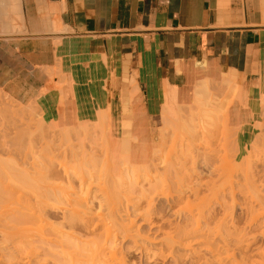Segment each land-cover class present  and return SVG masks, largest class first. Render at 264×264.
I'll return each instance as SVG.
<instances>
[{"label": "crops", "instance_id": "obj_1", "mask_svg": "<svg viewBox=\"0 0 264 264\" xmlns=\"http://www.w3.org/2000/svg\"><path fill=\"white\" fill-rule=\"evenodd\" d=\"M226 79L230 125H258L264 0H0V95L53 127L106 116L153 129L211 92L226 110ZM120 135L108 140L115 159Z\"/></svg>", "mask_w": 264, "mask_h": 264}, {"label": "rangeland", "instance_id": "obj_2", "mask_svg": "<svg viewBox=\"0 0 264 264\" xmlns=\"http://www.w3.org/2000/svg\"><path fill=\"white\" fill-rule=\"evenodd\" d=\"M224 86L227 87L226 88V101H227L226 102V104H227L226 110H219L218 92L216 94H215V92H211L210 94L207 93V95H200L199 97L196 98L195 103L193 105L194 110L190 109L188 111H184L185 113L182 111L171 112L166 117H164V118L162 117V119H160V122L158 123V125H160V126H154L153 129H150L149 127H147V128L141 127L140 128L138 126H134L133 120L131 121V124L129 126H122L120 128L112 127L108 123L106 116L100 117L101 121H100V123L98 122V125L96 124V126H95V124L90 125V124L75 123V124L70 125V126H55V127H53L51 125L46 124L43 121L42 114L39 113L38 111H36V110H25L22 107H20L19 105H17L16 103H14L13 101L9 100L5 95H0V129L2 128L4 131L3 132L2 129L0 130V139H1L0 143H2L0 145V195L2 196L4 194L2 198H5L4 197L5 194L6 195L8 194V196L12 195L11 198H13L14 192H12L11 190L16 191L17 189L20 188V191L17 190L16 191L17 194L16 193L15 194H16L17 200L20 201V204L22 203V205L24 206V209H26L25 211H23L24 210L23 206H21L19 204V202L15 200L20 205V206L19 205L15 206L17 210L19 209L18 207H20V214L17 213V215H16V213H14L15 215H12V214L7 213V215H5L3 212H1L4 214L5 217H3L4 219L3 220L1 219L2 221H0V232L2 234V235L0 234V264H25L26 261H23L24 257H25V255H24L25 253L19 252V248H22L23 245L21 246L20 244H18L17 239L19 237H20L19 239H23L24 236H26V237L28 236L30 238V234L33 235V236L31 235L32 241L29 239V241L31 243L30 245H32V243L34 244L35 248H33V249H35L37 251L36 258L38 260L35 258V259H33L32 263L29 261L30 262L29 264H41V262H38V261H42L43 259H47L45 256H43L44 251L41 250L42 248L40 249V247H41L40 245L42 243L41 244L38 243V240H40L39 236H41L40 233H42L44 235L43 238L47 239L45 241V239L43 240V238H42V240L44 241L43 242L44 245H47L49 243L47 246L55 245L56 242H58V241H62L64 243V246L65 245L71 246L72 243L74 245H77V246H79V245L81 246V244H82V246H84L85 244L83 245V243L91 241L93 239L91 237L77 236V235L74 236V234L71 232V230H69V231L67 230V229H69V227L68 228L66 227L67 224L65 225V223H66L65 219H62L65 217V215L68 216L70 214V211H71L70 206H67V202H74L75 201L74 199H77V197L80 198L82 201H84L90 209L91 208H92V210L94 209V211H92V212L95 215H97L99 213L102 216L108 217L111 214L110 208L114 207L116 209H120V210H118L119 211L118 217L120 216L118 218V223L119 224H128L130 221L134 220L135 226L131 230L132 232L134 231L133 232L134 235L138 234L143 239H145L147 237V240H144V241L141 240L142 238H140V241H137L139 243L136 244V246L133 245V243H132L133 241L131 242V240L121 241L122 239H116L115 241H113L112 245L110 246L111 248L109 250L110 251H116L117 253L120 251L122 253L121 256H123L125 259L124 260L125 264H205L206 262H207L206 264H216L215 263L216 258H214L213 256L211 257L210 253H208L209 252V250L207 249L208 247L205 248L204 246H201L203 244L204 240L201 241L200 238H198L200 240V241H198V240H196L197 238L196 239L194 238L195 241L198 242L197 244L191 238H188L190 242L188 241L187 238L183 239L185 241H183L182 239H181L182 241L180 240V238H183V236L185 234L182 232L183 231L186 232L185 220H188V218H189L188 215L193 214L194 216H196L199 213H202V211L200 209H202V210L205 209V210H203L204 217H206L205 215L207 212H209L211 214V215L208 214V216L210 215L209 216L210 218L209 217L208 218L211 219V221L207 217L206 218L208 219V221H205L207 219L203 220V218H201L202 221L204 222V224H206V223L209 224V226L206 227L207 233L205 231H203V233L204 232L205 233L204 234L202 233L204 235V236L202 235V237H204V238L208 237L207 240L209 239L208 242H210V240H211V242H210L211 245L212 244H219V246H222L221 242L222 243L225 242L226 245H228V246H225V245L222 246L223 247L222 251L224 252V256H225L226 250L228 251L229 249H231L228 251L229 254H232V252H233V257H230L229 258L230 260H226L225 264H242V263L249 264L250 262L253 263L254 261H257V260L259 261L260 260L259 258H261L259 256L260 255L262 256V253H263L262 249H264L263 248L264 247V234H263L264 233L263 232L264 231L263 230L264 224L262 225V222H264V219H263L264 218V210L260 209L261 210L260 211L258 205L256 206L255 201L258 202V199H256L258 194H255L254 192L251 193V188L249 190V187H251V186H249V184H247L245 180L248 177L247 178L248 182H249V180L252 183L255 181L256 183L254 182L255 183L254 186L257 187L255 189L256 193H259V191H260V193H259L260 195H258L259 198H264V111L262 112V115H261L262 120L260 121V123L258 125H255V126H231L230 120H229V118H230L229 108L231 107L234 100L238 97V94L236 92L237 91V89H236L237 85L235 83H232V84H227ZM177 112H178V114H177ZM188 114L189 115L191 114V115L188 116ZM192 116L194 119L192 118ZM188 117H189V119H188ZM193 120H194V122H193ZM163 121H165V122H163ZM166 121H167V123H166ZM186 121H188V122L186 123ZM29 122H30V124H29ZM220 122H221V124H220ZM10 123H12L11 125L13 127L10 126L12 129L9 127ZM20 123H22V124H20ZM37 123H39V125ZM178 123H180V124H178ZM181 123L183 126L181 125ZM2 124L4 127L2 126ZM27 124L32 126V128L27 126ZM33 124H35V125H33ZM22 125H24V126H22ZM25 125L27 126V128L23 129L25 127ZM42 125H43V127H42ZM20 126H21V128H20ZM36 126H38V127L41 126V127L37 128ZM17 128L21 129L22 131L17 130V131H19L18 133H17V131H15L16 132L15 133L16 136H15V135H13L14 134L13 129H17ZM161 128L164 130H162ZM9 129H11V130H9ZM33 129H35V130H33ZM71 129H72V131H71ZM119 129L122 132H117V130H119ZM184 129L185 130L187 129L186 132ZM23 130L26 132H23ZM27 130H28V133H27ZM91 130L92 131L94 130V134H93V132H91ZM34 131H36V133H34ZM70 131H71V133H70ZM21 133L23 134V137H22ZM78 133H80V134H78ZM113 133H116V134L120 133L121 134L117 138L118 144H119V147H118L119 148L118 149L119 158H117V159L114 158V155L112 154V150H111L109 143H108V140L111 138V135ZM187 133H188V135H187ZM8 134L10 135L11 139L16 138L17 139V140L15 139L16 141H18V139H20L21 143L24 141H26V142L21 144L20 141H18L17 142L18 144H16V141H13L14 139H12V141H11L10 138L7 139L8 140L7 141L6 138H8ZM11 135H13V136H11ZM17 135H20L23 139L20 136L18 138ZM27 135H29V136H27ZM146 135H147V137H146ZM148 135H151V136L148 138ZM30 136L32 138H30ZM191 136H193V137H191ZM26 137L28 140L25 139ZM28 137L30 138V141H32V142L34 140H36V141H34L35 143L31 142L32 143V145H31L29 142H27V141H29ZM88 137H90V138H88ZM213 137H214V139H213ZM215 137H216V139H215ZM91 138H93V139H91ZM96 138L98 141L96 140ZM2 139H5L6 142L3 141ZM138 139L139 140L141 139V140L138 141ZM103 140H104V142H103ZM188 140L192 141L193 143H191ZM49 141H50V143H49ZM81 141H82V143H81ZM93 141L94 142L97 141V142H95V145H94ZM12 142H15V143L12 145ZM19 143L21 146H19ZM27 143H29L31 145L32 149L30 148V145H29V147L27 146ZM23 144H25V145H23ZM79 144H81L82 146ZM183 144L187 145V146L185 147ZM11 145H12V147H11ZM79 146L84 147V148H80ZM95 146H97V147H95ZM144 146L148 150V157L146 159V162H144L143 160H140L139 158H135L133 155V152H140L139 149L141 147L144 148ZM12 148H14V149H12ZM142 148H141V150H142ZM42 149H43V151H42ZM64 149H67V150H64ZM83 149H85L86 153L87 152L89 153V154H87V156L90 155L92 157L89 156V158H87V156L85 155L86 156V158H85ZM100 149H102L101 153H100ZM184 149L190 151V153L188 151H186L187 153H185ZM33 150H35V151H33ZM70 150H71V152H69ZM104 150H105V152L106 151L107 152L104 153ZM28 151H29V154H28ZM72 151H74L75 153L74 152L72 153ZM81 151H83L82 154L80 153ZM191 151H193V153ZM38 152H40V153H38ZM182 152L188 156L190 154L194 158L198 157V160L195 159L196 160L195 161L196 168L194 166L195 164L191 163V162L186 163L185 164L186 166L184 165V167L183 166L179 167L180 165L177 164L178 161L176 162V157H179L180 156L179 153L181 154ZM65 153H66V155H65ZM77 153L79 156L76 155ZM67 154H68V156H67ZM74 154L79 158V160H76L77 159V158H75L76 156L73 158ZM98 154H99V156H98ZM104 155H105V157H104ZM195 155H197V156H195ZM202 155H203V157H202ZM173 156L174 157L176 156V157L173 158ZM70 157L73 160H71ZM152 157H154L155 160L154 159L152 160ZM81 158H83V160ZM74 159L77 161V163L75 162ZM84 159L88 162V163H86V165L84 163V162H86ZM97 159L99 161L96 162ZM137 159L139 161L135 162V160H137ZM165 159H167V160H165ZM67 160H68L69 164L67 163V165H66ZM90 160L93 162H91ZM108 160H110V161H108ZM174 160H175V162H174ZM52 161H55V162H52ZM79 161L81 162L80 165H79ZM102 161L103 162L106 161V162L103 163ZM71 163H73V164H71ZM96 163H97V166H96ZM114 163L117 166L116 168L113 165ZM81 164L84 166H81ZM51 165L54 167H50ZM77 165L79 167H81L82 169L81 168L78 169L79 167L77 168ZM172 165L174 168L172 167ZM91 166H93L94 170H93V168H91ZM99 166H100V168H99ZM175 166L178 168H176ZM96 167L98 168V170L96 169ZM192 167L195 168L193 173H191L192 176L195 175L193 177L190 175L191 170H193V169H191ZM50 168L51 169L53 168L52 169L53 171H50ZM54 168H56V169H54ZM114 168L116 169L115 173H116V171L119 172L118 168L119 169L122 168L121 169L122 171H120L121 176L120 175L117 176L118 174L116 175L114 173ZM124 168H126V169H124ZM150 168H151V170H150ZM175 168H176V170H175ZM180 168L182 171L180 170ZM182 168H184V169H182ZM100 169H102V170L100 171ZM178 169H179V171H178ZM109 170H110V172H108ZM147 170H148V172H147ZM16 171H18V172H16ZM54 171L55 172L57 171L56 172L57 174L55 173V176L57 175V177L52 175V173ZM175 171H178V172H175ZM186 171L187 172L190 171L189 174H187ZM59 172L60 173L63 172L62 175H59L60 174ZM96 172L98 173V175H96L97 174ZM157 172H158V174H157ZM162 172H163V174H162ZM78 173H80L81 176ZM124 173H125V176L127 174L128 175L126 177L122 176V175H124ZM174 173L175 174L180 173V174L175 175ZM183 173L185 174V176ZM66 174H67V176H66ZM114 174L117 177H115ZM160 174L163 176H161ZM90 175H92V177H90ZM250 175H251V178H250ZM22 176L23 177L25 176V177L23 178ZM26 176H28L27 180H25ZM49 176L52 178H50ZM70 176H72V177H70ZM113 176H114V178H113ZM179 176H181V178ZM69 177H70V179H72L74 181L70 182ZM74 177H77V178L75 179ZM174 177L179 179V180L177 181V179H175ZM105 178H106V180H105ZM159 178H161V182H160ZM167 178H169V180H171L170 181L171 183L169 182V180ZM81 179H83L84 181L86 180V181L84 182ZM103 179H104V182H103ZM36 180H37V182H36ZM75 180L78 182L75 183ZM88 181H89V184L87 183ZM93 181H96V182H93ZM34 182H36L35 183L36 185H34ZM67 182H68V184H66ZM155 182H157V183H155ZM159 182L161 184H164V185H160ZM179 182H180V184H179ZM154 183L156 184L157 187L160 186V188L158 190H156L157 187H156V189H154L155 188ZM90 184H92V185H90ZM33 186H35V187H33ZM151 186L152 187L154 186V187L151 189ZM189 187L190 188L194 187L196 189L199 188V192H198L199 194L197 193L198 196L196 194L197 197L194 196L193 194H191L194 192H191V193L189 192V191H191V190H188V189H190ZM194 188L192 189V191H194ZM36 189L39 191H37ZM4 190H6V191H4ZM8 190H9V192H8ZM34 190L37 192L35 193ZM179 191H180V193H182L183 196H181ZM211 191H213V193ZM38 193L40 196L36 195ZM41 193L42 194L45 193V197L43 196L44 194L42 195ZM188 193H190V194H188ZM245 193H247V194L245 195ZM18 194H19V197H18ZM32 195H34V196H32ZM48 195H49V197H48ZM142 195H144V196H142ZM249 195L251 198L249 197ZM254 195L256 197H254ZM1 196H0V198H1ZM8 196H7V199L10 198V197L8 198ZM46 196H47V198H46ZM50 196L54 200H52L50 198ZM16 197L14 196V198H16ZM22 197H23V199H22ZM62 197H64V198H62ZM102 197H103V200H102ZM18 198H21V199H18ZM143 198H144V200L142 201ZM253 198H255V200ZM46 199H47V202H46ZM49 199H51V200H49ZM68 199L69 200L71 199V200L69 201ZM250 199H251V201H250ZM37 200H38V202H36ZM66 200H67V202H66ZM1 201H3V200H1ZM1 201H0V203H1ZM4 201L5 202L7 201L6 198L4 199ZM4 201H3V204H5L7 206L10 202H12L10 200V201H7L9 203L6 202L7 203L6 204V203H4ZM13 202H14V200H13ZM39 202L46 204V206H48L47 204H49V206L45 210L46 214L44 213V215L42 217V218H45L46 220L43 219L44 221L43 220L41 221L42 224L38 221V218H37V220L35 219L36 216L33 217V215H32L33 211L37 210V208H38L37 205L40 204ZM25 203H26V205H25ZM106 203H107V205H106ZM27 204H28V206H27ZM253 204H254V206H252ZM10 205H12V204H10ZM13 205H15V203H13ZM108 205H109V207H108ZM249 205L252 207H250ZM2 207L5 208V206L2 205V203H1L0 204V211H2L4 209L3 208L1 210ZM15 207L12 206L10 208H15ZM249 207L252 208L253 210H255L254 213L259 216L258 221L255 223L250 221V217H247V216H249V214H246L248 211L247 209H249ZM27 209H29V210L27 211ZM101 210H103L104 213ZM144 210H148L149 212H151L150 213L151 215L154 214L153 216L150 215L151 217H149L150 220L155 222L156 227H154V229L149 230V226L147 225V223H144L140 219L141 217L139 218V216H138L139 211H144ZM199 210L201 212H199ZM211 210H213V211H211ZM21 211H23V212H21ZM109 211H110V213H109ZM152 212H153V214H152ZM5 213H6V211H5ZM23 213L26 215L25 218L27 220L23 219L24 218ZM9 215L12 216V218ZM21 215L23 216L22 219H21ZM17 216L20 218H18ZM13 217H16L15 221H14ZM28 217L30 218V220L28 219ZM223 218L226 220V221L222 220V222H221V223H224L223 224L224 229L223 228L222 229L225 232L223 230H220L221 228H219V226H217L219 228V230L216 229L217 228L216 223H217V225H220L219 221ZM7 219L10 221L8 222ZM201 219L199 222V223H201V225H199V226L203 230V229H205V226L203 227L204 224L201 221ZM11 220H13V223L11 222ZM24 221L27 222L28 224H26ZM62 221H64V225H62L63 228H62V226L60 227L61 223L63 224ZM227 221L229 222V224ZM14 222H18V223H14ZM46 222L48 224L51 223L50 224L51 227H49ZM105 222H106V224H108L107 220ZM225 222H226V225H225ZM20 223H23V224H20ZM17 224H19V225H17ZM44 224H46L48 227L46 225H45V227H43ZM260 224L262 226H258ZM175 225H177L178 228H180L182 226V228H180L181 231L179 229V231L182 233L181 235L179 234L178 229H175V228H177V226H175ZM248 225H250V226H248ZM9 226H10V228H9ZM64 226H65V228H64ZM187 226H188V224H187ZM220 226H222V224ZM52 227H53V230H52ZM17 228H18V230L21 229L22 231L20 230L18 232ZM8 229H9V231H7ZM25 229H26V231H25ZM188 229H189V226H188ZM12 230H13V232H12ZM112 230H114V229H112ZM174 230L178 231V232H174ZM216 230L218 231L217 234L215 233ZM36 231L39 232L38 233L39 235L37 234ZM212 231H213V235L211 234ZM14 232H16L19 236L16 235V238H15ZM26 232H27V234H26ZM43 232L44 233L47 232L46 234H48L49 236H47ZM48 232L53 233V235H50ZM69 232H70V235H68ZM208 232H210V234H208ZM230 232H234L235 234H237L238 235V236L236 235L237 242H238V239H240V242L242 244L240 242H239V244L236 243V241H234V240H236L235 234L230 233ZM9 233H12V234H9ZM13 233H14V235H13ZM115 233L118 234L116 231H115ZM164 233H166L167 235ZM3 234H5V235H3ZM7 234L10 235V237H11V238L9 237L10 239L7 238L8 237ZM178 234H179V236H178ZM206 234H208V236ZM229 234H230V237H229ZM37 235H38V238L36 237ZM171 235H172V237H174V241L177 242L176 244H172L171 241H168L169 239H167V238L168 237L171 238ZM176 236H178V238ZM202 237H201V239H202ZM243 237H244V239H243ZM165 239H167V241ZM190 239L192 240V242ZM224 239H226V240H224ZM241 239H242V241H241ZM251 239L254 241H252ZM12 240L15 244H13ZM42 240H40V242ZM50 240L53 241V244L50 242ZM163 240H165V241H163ZM231 240H232V242H231ZM146 241H149V243ZM45 242H46V244H45ZM186 242H189V244L191 243V245H190L191 249L189 247H184L185 245H183V243L186 244ZM200 242H201V245H198V244H200ZM208 242H206V243H208ZM228 242H229V244H227ZM234 242H235V244H234ZM165 243H166V245H165ZM168 243H170V244H168ZM206 243L204 244L205 246H206ZM225 243H223V244H225ZM248 243H252V244H248ZM167 244L169 246H167ZM245 244L247 246L251 245V247H249V246L247 247ZM233 245H234V247H232ZM214 246H216V245H214ZM235 246H239L241 250L237 249L238 247H236V249H235ZM225 247H228V248H225ZM80 248L84 249V247H80ZM203 248H204V250H203ZM15 249H16V251H13ZM223 249L224 250L226 249V250L224 251ZM260 249H261V252L259 251ZM206 250H208V252ZM20 251H21V249H20ZM69 251H75L76 252V248L75 249L72 248ZM195 251H196V253H195ZM259 252L261 253L260 255L258 254ZM19 257H21V258L23 257V259H20ZM78 257H81V256H78ZM245 258L247 259V261L242 262V260L243 261L246 260ZM236 259H238V260H236ZM21 260L23 262H21ZM252 260H253V262H252ZM35 261H37V262H35ZM43 263L46 264V262H43ZM26 264H28V263H26ZM47 264H50V263L47 262Z\"/></svg>", "mask_w": 264, "mask_h": 264}, {"label": "bare ground", "instance_id": "obj_3", "mask_svg": "<svg viewBox=\"0 0 264 264\" xmlns=\"http://www.w3.org/2000/svg\"><path fill=\"white\" fill-rule=\"evenodd\" d=\"M178 71V70H177ZM230 75V74H229ZM223 79H224V77H223ZM230 79H231V77H230ZM230 79H226V85L227 84H229V83H231V80ZM233 80V79H232ZM136 83V82H135ZM200 84V83H199ZM237 87V86H236ZM221 89H223V88H221ZM132 92V91H131ZM208 92V91H207ZM237 92V91H236ZM134 93V92H133ZM172 96V95H171ZM207 97V96H206ZM209 97V96H208ZM223 102V101H222ZM190 108V107H189ZM184 110V109H183ZM194 110V109H193ZM186 111V110H185ZM198 111V110H197ZM179 112V111H178ZM178 112H177V114H178ZM182 112H184V111H182ZM185 113V112H184ZM196 113V112H195ZM194 113V114H195ZM180 114V113H179ZM191 115V114H190ZM189 114H188V116H190ZM161 116H163V115H161ZM179 116V115H178ZM14 118V117H13ZM24 118V117H23ZM185 118V117H184ZM192 118H193V116H192ZM213 118V117H212ZM25 119V118H24ZM23 119V120H24ZM188 119H189V117H188ZM194 119V118H193ZM164 120V119H163ZM180 120V119H179ZM187 120V119H186ZM192 120V119H191ZM202 120V119H201ZM221 120V119H220ZM12 121V120H11ZM19 121V120H18ZM182 121V120H181ZM185 121V120H184ZM190 121V120H189ZM196 121V120H195ZM8 122V121H7ZM13 122V121H12ZM24 122V121H23ZM27 122V121H26ZM163 122H165V121H163ZM188 121H186V123H187ZM193 122H194V120H193ZM9 123V122H8ZM18 123V122H17ZM166 123H167V121H166ZM165 123V124H166ZM12 123H10V125H9V127L10 126H12L11 125ZM15 124V123H14ZM20 124H22V123H20ZM26 124V123H25ZM29 124H30V122H29ZM36 124V123H35ZM35 124H33V125H35ZM38 125H39V123H37ZM163 124V123H162ZM174 124V123H173ZM176 124V123H175ZM178 124H180V123H178ZM215 124V123H214ZM220 124H221V122H220ZM41 125V124H40ZM169 125V124H168ZM181 125H182V123H181ZM185 125V124H184ZM207 125V124H206ZM2 126H3V124H2ZM6 126V125H5ZM22 126H24V125H22ZM27 126H29L30 128H32V126H30V125H28L27 124ZM27 126L25 125V127L23 128V129H25V128H27ZM180 126V125H179ZM183 126V125H182ZM223 126V125H222ZM4 127V126H3ZM8 127V126H7ZM13 127V126H12ZM18 127V126H17ZM37 128H39V127H41V126H36ZM42 127H43V125H42ZM6 128V127H5ZM11 128V127H10ZM16 128V127H15ZM19 128V127H18ZM13 129L14 130V134L13 135H15V131H17V130H21V129ZM20 128H21V126H20ZM36 128V129H37ZM45 128V127H44ZM71 128V127H70ZM104 128V127H103ZM168 128V127H167ZM182 128V127H181ZM217 128V127H216ZM2 129V128H1ZM0 129V130H1ZM12 129V128H11ZM11 129H9V130H11ZM29 129V128H28ZM48 129V128H47ZM75 129V128H74ZM90 129V128H89ZM92 129V128H91ZM162 129V128H161ZM212 129V128H211ZM33 130H35V129H33ZM32 130V131H33ZM87 130V129H86ZM162 130H164V129H162ZM183 130V129H182ZM185 130V129H184ZM187 130V129H186ZM186 130H185V132H186ZM225 130V129H224ZM2 131H3V129H2ZM6 131V130H5ZM22 131V130H21ZM31 131V132H32ZM37 131V130H36ZM36 131H34V133H36ZM60 131V130H59ZM71 131H72V129H71ZM71 131H70V133H71ZM77 131V130H76ZM198 131V130H197ZM4 132V131H3ZM9 132V131H8ZM19 131H17V133H18ZM23 132H26V131H24L23 130ZM47 132V131H46ZM54 132V131H53ZM90 132V131H89ZM91 132H93V134H94V130L92 131L91 130ZM165 132V131H164ZM189 132V131H188ZM27 133H28V130H27ZM26 133V134H27ZM41 133V132H40ZM87 133V132H86ZM11 134V133H10ZM22 134V133H21ZM25 134V133H24ZM32 134V133H31ZM64 134V133H63ZM78 134H80V133H78ZM96 134V133H95ZM191 134V133H190ZM197 134V133H196ZM13 135H11V136H13ZM33 135V134H32ZM43 135V134H42ZM53 135V134H52ZM92 135V134H91ZM185 135V134H184ZM187 135H188V133H187ZM16 136V135H15ZM19 136L20 135H17V137L19 138ZM27 136H29V135H27ZM96 136V135H95ZM190 136V135H189ZM196 136V135H195ZM21 137V136H20ZM22 137H23V134H22ZM21 137V138H22ZM59 137V136H58ZM81 137V136H80ZM191 137H193V136H191ZM6 138V137H5ZM10 138V135L8 134V138H6V140L7 139H9ZM29 138V137H28ZM30 138H32L31 136H30ZM30 138H29V141H27V142H29L31 145H32V143L34 142V141H36V140H34L33 142L32 141H30ZM54 138V137H53ZM88 138H90V137H88ZM212 138V137H211ZM222 138V137H221ZM11 139V138H10ZM12 139H14L13 141H16L17 139L16 138H12ZM12 139H11V141H12ZM16 139V140H15ZM23 139V138H22ZM26 140H28L27 139V137L25 138ZM24 139V140H25ZM35 139V138H34ZM52 139V138H51ZM91 139H93V138H91ZM178 139V138H177ZM187 139V138H186ZM190 139V138H189ZM195 139V138H194ZM213 139H214V137H213ZM215 139H216V137H215ZM1 140V139H0ZM3 141H5V139H2ZM33 140V139H32ZM59 140V139H58ZM82 140V139H81ZM96 140H97V138H96ZM193 140V139H192ZM8 141V140H7ZM10 141V142H11ZM18 141H20V139H18ZM18 141H16V144H18L17 142ZM98 141V140H97ZM97 141H95V142H97ZM188 141H190V140H188ZM187 141V142H188ZM6 142V141H5ZM24 142H26V141H24ZM24 142H22V143H24ZM32 142V143H31ZM68 142V141H67ZM94 142V141H93ZM95 142H94V145H95ZM103 142H104V140H103ZM186 142V141H185ZM191 143H193L192 141H190ZM197 142V141H196ZM202 142V141H201ZM227 142V141H226ZM15 142H12V145L14 144ZM20 143H21V141H20ZM20 143H19V146H21L20 145ZM21 143V144H22ZM29 143H27V146L29 147ZM35 143V142H34ZM49 143H50V141H49ZM79 143V142H78ZM81 143H82V141H81ZM84 143V142H83ZM92 143V142H91ZM2 143H0V145H1ZM6 144V143H5ZM67 144V143H66ZM190 144V143H189ZM12 145H11V147H12ZM23 145H25V144H23ZM31 145H30V148H31ZM69 145V144H68ZM67 145V146H68ZM79 145H81V144H79ZM84 145V144H83ZM86 145V144H85ZM102 145V144H101ZM184 145V144H183ZM192 145V144H191ZM206 145V144H205ZM219 145V144H218ZM52 146V145H51ZM78 146V145H77ZM82 146V145H81ZM81 146H79L80 148H84V147H81ZM185 147L187 146V145H184ZM189 146V145H188ZM209 146V145H208ZM5 147V146H4ZM35 147V146H34ZM40 147V146H39ZM78 147V148H79ZM95 147H97V146H95ZM94 147V148H95ZM99 147V146H98ZM182 147V146H181ZM2 148V147H1ZM7 148V147H6ZM22 148V147H21ZM25 148V147H24ZM29 148V149H30ZM41 148V147H40ZM49 148V147H48ZM66 148V147H65ZM79 148V149H80ZM88 148V147H87ZM101 148V147H100ZM166 148V147H165ZM10 149V148H9ZM12 149H14V148H12ZM32 149V148H31ZM50 149V148H49ZM96 149V148H95ZM194 149V148H193ZM200 149V148H199ZM6 150V149H5ZM8 150V149H7ZM64 150H67V149H64ZM82 150V149H81ZM84 150V156L86 155L87 156V154H89L88 152L86 153L85 152V149H83ZM90 150V149H89ZM98 150V149H97ZM101 150L102 149H100V153H101ZM107 150V149H106ZM160 150V149H159ZM178 150V149H177ZM185 150V149H184ZM191 150V149H190ZM13 151V150H12ZM15 151V150H14ZM33 151H35V150H33ZM42 151H43V149H42ZM75 151V150H74ZM74 151H72V153L74 152ZM77 151V150H76ZM80 151V150H79ZM91 151V150H90ZM186 151H188V150H185V153H187ZM24 152V151H23ZM22 152V153H23ZM37 152V151H36ZM54 152V151H53ZM64 152V151H63ZM68 152V151H67ZM69 152H71V150L69 151ZM82 152L83 151H81L80 153L82 154ZM107 152V151H106ZM105 152V150H104V153H106ZM189 153H190V151H188ZM192 153H193V151H191ZM209 152V151H208ZM38 153H40V152H38ZM43 153V152H42ZM75 153V152H74ZM86 153V154H85ZM188 153V154H189ZM191 153V154H192ZM28 154H29V151H28ZM49 154V153H48ZM69 154V153H68ZM68 154H67V156H68ZM155 154V153H154ZM202 154V153H201ZM65 155H66V153H65ZM64 155V156H65ZM77 156H79L78 155V153L76 154ZM75 154H74V156H73V158L76 156ZM102 155V154H101ZM177 155V154H176ZM179 157H176V162L178 161V163L177 164H179L180 166L179 167H184V165L186 164V163H188V162H191V163H194L195 165V168H196V163H195V161L196 160H198V157H192V155H190L189 154V156L188 155H186V154H184L183 152L180 154L179 153ZM39 156V155H38ZM75 157V158H77L76 160H79V158L78 157ZM86 156H85V158H86ZM90 156V155H89ZM89 156H87V158H89ZM98 156H99V154H98ZM103 156V155H102ZM101 156V157H102ZM165 156V155H164ZM178 156V155H177ZM191 156V157H190ZM195 156H197V155H195ZM211 156V155H210ZM43 157V156H42ZM72 157V156H71ZM70 157V158H71ZM82 157V156H81ZM90 157H92V156H90ZM104 157H105V155H104ZM103 157V158H104ZM160 157V156H159ZM158 157V158H159ZM174 156H173V158H175ZM202 157H203V155H202ZM37 158V157H36ZM44 158V157H43ZM42 158V159H43ZM67 158V157H66ZM69 158V157H68ZM100 158V157H99ZM165 158V157H164ZM172 158V157H171ZM178 158V159H177ZM62 159V158H61ZM82 160H83V158H81ZM154 159V157H152V160ZM196 159V160H195ZM49 160V159H48ZM55 160V159H54ZM71 160H73L72 158H71ZM75 160V159H74ZM75 160V162L77 163V161ZM85 160V159H84ZM88 160V159H87ZM104 160V159H103ZM155 160V159H154ZM165 160H167V159H165ZM173 160V159H172ZM213 160V159H212ZM86 161V160H85ZM91 161V160H90ZM97 161H99L98 159L96 160V162ZM108 161H110V160H108ZM201 161V160H200ZM52 162H55V161H52ZM66 162V161H65ZM71 162V161H70ZM91 162H93V161H91ZM103 162V161H102ZM106 161H104L103 163H105ZM156 162V161H155ZM174 162H175V160H174ZM67 163L69 164V162H68V160H67V162H66V165H67ZM80 161H79V165H80ZM85 163V165H86V163H88L87 161L86 162H84ZM127 163V162H126ZM171 163V162H170ZM52 164V163H51ZM71 164H73V163H71ZM75 164V163H74ZM101 164V163H100ZM157 164V163H156ZM166 164V163H165ZM173 164V163H172ZM190 164V163H189ZM50 165V164H49ZM64 165V164H63ZM88 165V164H87ZM92 165V164H91ZM104 165V164H103ZM114 165V167L116 168L117 166L115 165V163L113 164ZM171 165V164H170ZM29 166V165H28ZM65 166V165H64ZM81 166H84V165H82L81 164ZM94 166V165H93ZM93 166H91V168H93ZM96 166H97V163H96ZM186 166V165H185ZM50 167H54V166H50ZM57 167V166H56ZM79 166L77 165V168H78ZM105 167V166H104ZM169 167V166H168ZM172 167H173V165H172ZM176 167V166H175ZM81 167H79L78 169H80ZM99 168H100V166H99ZM110 168V167H109ZM114 168V173H115V169ZM174 168V167H173ZM176 168H178V167H176ZM176 168H175V170H176ZM190 168V167H189ZM194 167H192L191 169H193V170H191V172H190V175L192 176V174L191 173H193V171H194V169H195ZM49 169V168H48ZM53 169V168H52ZM51 168H50V171H53ZM54 169H56V168H54ZM82 169V168H81ZM89 169V168H88ZM96 169L98 170V168L96 167ZM111 169V168H110ZM122 169V168H121ZM121 169H119L118 168V170H119V172H117L116 171V175L117 176H121V172L120 171H122ZM124 169H126V168H124ZM123 169V170H124ZM158 169V168H157ZM169 169V168H168ZM182 169H184V168H182ZM188 169V168H187ZM92 170V169H91ZM93 170H94V168H93ZM96 170V171H97ZM102 169H100V171H101ZM150 170H151V168H150ZM156 170V169H155ZM180 170H181V168H180ZM190 170V169H189ZM49 171V172H50ZM64 171V170H63ZM79 171V170H78ZM154 171V170H153ZM158 171V170H157ZM160 171V170H159ZM178 171H179V169H178ZM178 171H175V172H178ZM182 171V170H181ZM185 171V170H184ZM183 171V172H184ZM16 172H18V171H16ZM40 172V171H39ZM57 172V171H56ZM55 171L52 173V175L53 176H55V173H56ZM98 172V171H97ZM96 172V173H97ZM108 172H110V170L108 171ZM147 172H148V170H147ZM187 172V171H186ZM189 172H187V174H189ZM44 173V172H43ZM50 173V174H51ZM60 173V172H59ZM63 173V172H62ZM62 173H60L59 175H62ZM75 173V172H74ZM82 173V172H81ZM84 173V172H83ZM89 173V172H88ZM102 173V172H101ZM160 173V172H159ZM196 173V172H195ZM57 174V173H56ZM78 174H80V173H78ZM77 174V175H78ZM108 174V173H107ZM106 174V175H107ZM110 174V173H109ZM115 174H114V176H115ZM123 174V173H122ZM155 174V173H154ZM157 174H158V172H157ZM162 174H163V172H162ZM175 174V173H174ZM178 174H180V173H178ZM178 174H175V175H178ZM182 174V173H181ZM184 174V173H183ZM186 174V175H187ZM198 174V173H197ZM216 174V173H215ZM76 175V176H77ZM96 175H98V173L96 174ZM102 175V174H101ZM113 175V174H112ZM128 175V174H127ZM126 175V176H127ZM136 175V174H135ZM145 175V174H144ZM161 175V174H160ZM166 175V174H165ZM168 175V174H167ZM48 176V175H47ZM66 176H67V174H66ZM74 176V175H73ZM80 176H81V174H80ZM85 176V175H84ZM114 176H113V178H114ZM117 176H115V177H117ZM122 176H124V177H126L125 176V173H124V175H122ZM161 176H163V175H161ZM184 176H185V174H184ZM189 176V175H188ZM190 176V177H191ZM193 176H195V175H193ZM192 176V177H193ZM226 176V175H225ZM18 177V176H17ZM23 177V176H22ZM21 177V178H22ZM25 177V176H24ZM23 177V178H24ZM35 177V176H34ZM50 177V176H49ZM55 177H57V175L55 176ZM61 177V176H60ZM64 177V176H63ZM70 177H72V176H70ZM70 177H69V180H70V182L71 181H74V180H72V179H70ZM88 177V176H87ZM90 177H92V175H90ZM98 177V176H97ZM108 177V176H107ZM106 177V178H107ZM141 177V176H140ZM166 177V176H165ZM170 177V176H169ZM173 177V176H172ZM177 177V176H176ZM180 178H181V176H179ZM247 177V176H246ZM16 178V177H15ZM27 178H28V176H26V178H25V180H27ZM30 178V177H29ZM50 178H52V177H50ZM54 178V177H53ZM68 178V177H67ZM66 178V179H67ZM75 179L77 178V177H74ZM81 178V177H80ZM106 178H105V180H106ZM109 178V177H108ZM128 178V177H127ZM137 178V177H136ZM158 178V177H157ZM164 178V177H163ZM175 178V177H174ZM178 178V177H177ZM177 178H175V179H177ZM248 178V177H247ZM247 178H246V183L247 184H249V186H251V187H249V190H250V188H251V193H255V194H258V195H260L259 193H260V191H259V193H256V191H255V189L257 188V187H255L254 185H255V183L253 182H250V180H249V182H248V180H247ZM250 178H251V175H250ZM61 179V178H60ZM64 179V178H63ZM79 179V178H78ZM87 179V178H86ZM98 179V178H97ZM111 179V178H110ZM168 180H169V178H167ZM184 179V178H183ZM6 180V179H5ZM29 180V179H28ZM51 180V179H50ZM62 180V179H61ZM81 180H83V179H81ZM124 180V179H123ZM159 180H160V182H161V178H159ZM158 180V181H159ZM166 180V179H165ZM179 179H177V181H178ZM35 181V180H34ZM47 181V180H46ZM84 181V180H83ZM86 181V180H85ZM84 181V182H85ZM91 181V180H90ZM98 181V180H97ZM108 181V180H107ZM171 180H169V182H170ZM184 181V180H183ZM252 181V180H251ZM17 182V181H16ZM33 182V181H32ZM36 182H37V180H36ZM36 182H34V185H36L35 183ZM66 182V181H65ZM69 182V181H68ZM68 182L66 183V184H68ZM69 182V183H70ZM78 181H76L75 180V183H77ZM82 182V181H81ZM92 182V181H91ZM93 182H96V181H93ZM103 182H104V179H103ZM159 182V183H160ZM168 182V181H167ZM30 183V182H29ZM88 184H89V181L87 182ZM125 183V182H124ZM134 183V182H133ZM143 183V182H142ZM155 183H157V182H155ZM154 183V185H155V188L154 189H156V184ZM171 183V182H170ZM17 184V183H16ZM33 184V183H32ZM46 184V183H45ZM82 184V183H81ZM169 184V183H168ZM178 184V183H177ZM179 184H180V182H179ZM246 184V185H247ZM18 185V184H17ZM24 185V184H23ZM31 185V184H30ZM38 185V184H37ZM73 185V184H72ZM77 185V184H76ZM80 185V184H79ZM83 185V184H82ZM90 185H92V184H90ZM106 185V184H105ZM128 185V184H127ZM160 185H164V184H161L160 183ZM25 186V185H24ZM70 186V185H69ZM108 186V185H107ZM125 186V185H124ZM123 186V187H124ZM168 186V185H167ZM182 186V185H181ZM191 186V185H190ZM10 187V186H9ZM13 187V186H12ZM23 187V186H22ZM33 187H35V186H33ZM37 187V186H36ZM154 187V186H153ZM152 186H151V189L153 188ZM163 187V186H162ZM179 187V186H178ZM255 187V188H254ZM15 188V187H14ZM13 188V189H14ZM30 188V187H29ZM40 188V187H39ZM110 188V187H109ZM160 188V186H158L157 187V189L156 190H158ZM190 188V187H189ZM194 188V187H193ZM193 188H190V189H188V190H191V191H189L190 193L191 192H194V193H191V194H193L194 196H196V194L199 192V188L198 189H196V188H194V191H192V189ZM42 189V188H41ZM44 189V188H43ZM46 189V188H45ZM79 189V188H78ZM196 189V190H195ZM210 189V188H209ZM10 190V189H9ZM9 190H8V192H9ZM16 190V189H15ZM18 191H20V188L19 189H17ZM16 190V191H17ZM27 190V189H26ZM29 190V189H28ZM32 190V189H31ZM37 190V189H36ZM149 190V189H148ZM147 190V191H148ZM198 190V191H197ZM248 190V191H249ZM4 191H6V190H4ZM12 192H14L13 194V198H11V196L12 195H10V196H8V194L6 195L5 194V198H6V200L7 201H12V202H7V203H9L8 204V206L10 205V204H12V205H10L9 207L7 206V205H5V204H3V201H4V199L5 198H2L3 197V195L1 196V198H0V201L1 200H3V201H1V203H2V205H4L5 206V208L4 207H2L1 208V210L2 211H0V221H2L4 218L3 217H5L4 216V214L5 215H7V213H9V214H12V215H15L14 213H16V215H17V213L18 214H20V207H18L19 209L17 210L16 209V205H19L20 204V201H18L17 200V197H16V194H17V192L16 191H14V190H11ZM35 191V190H34ZM37 191H39V190H37ZM37 191H35V193L37 192ZM78 191V190H77ZM88 191V190H87ZM181 191V190H180ZM180 191H179V193H180ZM247 191V192H248ZM258 191V190H257ZM27 192V191H26ZM25 192V193H26ZM149 192V191H148ZM212 193H213V191H211ZM11 193V192H10ZM16 193V194H15ZM47 193V192H46ZM100 193V192H99ZM190 193H188V194H190ZM231 193V192H230ZM250 193V192H249ZM2 194V193H1ZM30 194V193H29ZM42 194V193H41ZM44 194V195H43ZM42 195L45 197V193H43ZM48 194V193H47ZM90 194V193H89ZM181 194V196H183L182 195V193H180ZM199 194V193H198ZM198 194H197V196H198ZM247 193H245V195H246ZM37 196H40L39 195V193L38 194H36ZM104 195V194H103ZM186 195V194H185ZM253 195V194H252ZM257 195V197L254 195V197H256V199H258V202H256L255 201V204H256V206L258 205V207H259V210L261 209V210H264V198H259V196ZM7 196H8V198L9 199H7ZM14 196L16 197V198H14ZM30 196V195H29ZM32 196H34V195H32ZM77 196V195H76ZM94 196V195H93ZM142 196H144V195H142ZM163 196V195H162ZM180 196V195H179ZM190 196V195H189ZM196 196V197H197ZM18 197H19V194H18ZM48 197H49V195H48ZM147 197V196H146ZM249 197H250V195H249ZM263 197V196H262ZM40 198V197H39ZM46 198H47V196H46ZM50 198L52 199V197L50 196ZM62 198H64V197H62ZM166 198V197H165ZM179 198V197H178ZM186 198V197H185ZM251 198V197H250ZM18 199H21V198H18ZM22 199H23V197H22ZM25 199V198H24ZM37 199V198H36ZM51 199H49V200H51ZM73 199V198H72ZM85 199V198H84ZM141 199V198H140ZM182 199V198H181ZM233 199V198H232ZM254 200H255V198H253ZM13 200H14V202H13ZM18 201L19 202V204H18V202H16V201ZM52 200H54V199H52ZM65 200V199H64ZM69 200V199H68ZM71 200V199H70ZM69 200V201H70ZM75 201L74 202H67V200H66V202H67V206H70V208H71V211H70V214L67 216V215H65V217L64 218H62V219H65V225H66V227L68 228L69 227V229H67L68 231L69 230H71V232L74 234V236L75 235H77V236H85V237H91V238H93L91 241H89V242H86V243H83V245L84 246H82V244H81V246L79 245V246H77V245H74L73 243H72V245L70 246V245H68V246H64V243L62 242V241H58V242H56V244L55 245H49V246H47V245H44V239L45 238H43L44 237V235L42 234V233H40V235L41 236H39V238H40V240H42V238H43V240L40 242V240H38V243L39 244H41L40 246V249L42 250V251H44L43 253H44V255L43 256H45L47 259H43L42 261H38V262H41V264L43 263V262H46V264H47V262L48 263H50V264H125V259H124V257L123 256H121L122 255V253L120 252H116V251H110L109 249L111 248L110 246L112 245V243H113V241H115L116 239H122L121 241H123V240H131V242L133 243V245L134 246H136V244H138L139 242H137V241H140V238H142L140 235H134V231L132 232L131 230L133 229V227L135 226V223H134V220H132V221H130L128 224H119L118 223V218L120 217H118V210H120V209H116V208H114V207H112V208H110V210H111V214L108 216V217H105V216H102V215H100L99 213L97 214V215H95V214H93V212L92 211H94V209L92 210V208L90 209L87 205H86V203L84 202V201H82L80 198H78L77 197V199H74ZM102 200H103V197H102ZM144 200V198L142 199V201ZM25 201V200H24ZM40 201V200H39ZM45 201V200H44ZM105 201V200H104ZM177 201V200H176ZM250 201H251V199H250ZM5 201H4V203H6ZM36 202H38V200L36 201ZM46 202H47V199H46ZM52 202V201H51ZM93 202V201H92ZM101 202V201H100ZM0 203V204H1ZM6 203V204H7ZM13 203H15V205H13ZM34 203V202H33ZM40 203V202H39ZM42 203V202H41ZM40 203V204H41ZM36 204L37 206H38V208H37V210L35 211H33V217H35L36 216V220H37V218H38V221L41 223V221L43 220V219H45V218H42L43 217V215H44V213H45V210H46V208L49 206V204H47L48 206H46V204ZM252 204V203H251ZM21 206H23L22 205V203L20 204ZM19 205V206H20ZM25 205H26V203H25ZM61 205V204H60ZM106 205H107V203H106ZM7 206V207H6ZM12 206H14L15 208H10V207H12ZM27 206H28V204H27ZM59 206V205H58ZM103 206V205H102ZM120 206V205H119ZM118 206V207H119ZM140 206V205H139ZM250 206V205H249ZM252 206H254V204L252 205ZM252 206H250V207H252ZM99 207V206H98ZM101 207V206H100ZM105 207V206H104ZM108 207H109V205H108ZM248 207V206H247ZM249 207V209H247L248 211H247V213L246 214H249V216H247V217H250V221H252V222H257L258 221V218H259V216L257 215V214H255L254 213V211L255 210H253L252 208H250ZM10 208V209H9ZM27 208V207H26ZM59 208V207H58ZM121 208V207H120ZM23 209H24V206H23ZM30 209V208H29ZM29 209H27V211L29 210ZM246 209V208H245ZM26 209H24L23 211H25ZM201 211H202V213H199L198 215H196V216H194L193 214H190V215H188L189 216V218H188V220H185V225H186V232H184L183 230V232L182 233H185L184 234V236H183V238H180V240L182 239H185V238H191L192 240H194V242L197 244L198 242H196L195 241V239L196 240H198V241H202V240H204L203 241V244L201 245V242H200V244H198V245H201V246H204L205 248H207L208 250H209V252H208V250H206L208 253H210V255H211V257L213 256L214 258H216V264H225V262H226V260H230L229 258L230 257H233V252H232V254H229V250H231V249H229L228 251L226 250H224L225 251V256H224V252L222 251V246L223 245H225V246H228V245H226V243L225 242H223V243H225V244H223L222 242H221V244H222V246H219V244H210V242H211V240H210V242H208L209 241V239L207 240V238L208 237H206V238H204V237H202V235L206 232L207 233V230H206V227H208L209 226V224H204V222L202 221V219L201 218H203V220H205V219H207L211 214L209 213V212H207L206 213V217H204V212H203V210H205V209H200ZM199 210V212H201ZM260 210V211H261ZM5 211H6V213H5ZM18 211V212H17ZM23 211H21V212H23ZM102 212H103V210H101ZM106 211V210H105ZM125 211V210H124ZM123 211V212H124ZM211 211H213V210H211ZM258 211V210H257ZM1 212H3V213H1ZM30 212V211H29ZM48 212V211H47ZM69 212V211H68ZM96 212V211H95ZM126 212V211H125ZM249 212V213H248ZM104 213V212H103ZM107 213V212H106ZM109 213H110V211H109ZM151 212H149L148 210H144V211H139V213H138V216H139V218L144 222V223H147V225L149 226V230H151V229H154V227H156V225H155V222H153L152 220H150L149 219V217H151V216H153L154 214H153V212H152V214L153 215H151L150 214ZM262 213V212H261ZM3 214V215H2ZM22 214V213H21ZM37 214V215H36ZM46 214V213H45ZM127 214V213H126ZM156 214V213H155ZM158 214V213H157ZM197 214V213H196ZM208 214H210L209 216H208ZM23 215H24V218H23V216L21 215V219L23 218V219H26L25 218V214L23 213ZM105 215V214H104ZM137 215V214H136ZM151 215V216H150ZM256 215V216H255ZM10 216V215H9ZM8 216V217H9ZM262 216V215H261ZM11 218H12V216H10ZM18 217V216H17ZM31 217V216H30ZM129 217V216H128ZM187 217V216H186ZM185 217V218H186ZM225 217V216H224ZM7 218V217H6ZM14 218V221H15V218L16 217H13ZM18 218H20V217H18ZM210 218V217H209ZM208 218V219H209ZM227 218V217H226ZM2 219V220H1ZM28 219L30 220V218L28 217ZM34 219V220H35ZM153 219V218H152ZM187 219V218H186ZM200 219H201V221L203 222V227L205 226V229H203L202 230V228H200V226L199 225H201V223H199L200 222ZM208 219L207 220H205V221H208ZM213 219V218H212ZM264 219V218H263ZM8 220V219H7ZM17 220V219H16ZM27 220V219H26ZM25 220V221H26ZM28 220V221H29ZM46 220V219H45ZM67 220V221H66ZM107 220V222H108V224H106V221ZM210 221H211V219H209ZM219 220V219H218ZM222 220H225L224 218L223 219H221L220 221H219V223H220V225L222 224V226H220V225H217V223H216V227L217 226H219V228H221L220 230H223L224 228H223V224L224 223H221L222 222ZM262 220V219H261ZM260 220V221H261ZM10 220H8V222H9ZM22 221V220H21ZM20 221V222H21ZM24 221V222H25ZM44 221V220H43ZM209 221V222H210ZM226 221V220H225ZM11 222L13 223V220H11ZM19 222V221H18ZM18 222H14V223H18ZM30 222V221H29ZM48 222V221H47ZM46 222V223H47ZM63 222V224L61 223V225H60V227L62 226V225H64V221H62ZM188 222V223H187ZM208 222V223H209ZM224 222V221H223ZM228 222V221H227ZM26 224H28L27 222H25ZM49 223V222H48ZM47 223V225L49 226V227H51L50 226V224H48ZM143 223V224H144ZM218 223V224H219ZM250 223V222H249ZM260 223V222H259ZM258 223V224H259ZM8 224V223H7ZM20 224H23V223H20ZM42 224V223H41ZM60 224V223H59ZM157 224V223H156ZM187 224H188V226H189V229H188V226H187ZM228 224H229V222H228ZM252 224V223H251ZM264 224V222H262V225ZM2 225V224H1ZM9 225V224H8ZM17 225H19V224H17ZM45 225L46 224H44L43 225V227H45ZM46 225V226H47ZM110 225V226H109ZM178 225V224H177ZM177 225H175V226H177ZM183 225V224H182ZM184 225V226H185ZM225 225H226V222H225ZM224 225V226H225ZM253 225V224H252ZM257 225V224H256ZM261 224L260 225H258V226H262ZM15 226V225H14ZM13 226V227H14ZM21 226V225H20ZM47 226V227H48ZM183 226V227H184ZM248 226H250V225H248ZM22 227V226H21ZM215 227V228H216ZM264 227V226H263ZM9 228H10V226H9ZM62 228H63V226H62ZM61 228V229H62ZM64 228H65V226H64ZM175 228V227H174ZM180 228H182V226L180 227ZM180 228H178V226H177V228H175V229H178V231H179V229ZM214 228V229H215ZM219 228L217 227L216 229H218L219 230ZM223 228V229H222ZM227 228V227H226ZM225 228V229H226ZM30 229V228H29ZM44 229V228H43ZM60 229V230H61ZM112 229H114L118 234H116L115 233V231L114 230H112ZM208 229V228H207ZM229 229V228H228ZM17 230H18V228H17ZM21 230V229H20ZM20 230H18V232L20 231ZM45 230V229H44ZM43 230V231H44ZM52 230H53V227H52ZM55 230V229H54ZM65 230V229H64ZM185 230V229H184ZM264 230V229H263ZM2 231V230H1ZM7 231H9V229L7 230ZM22 231V230H21ZM24 231V230H23ZM25 231H26V229H25ZM24 231V232H25ZM32 231V230H31ZM42 231V230H41ZM172 231V230H171ZM178 231H175L174 230V232H178ZM180 231H181V229H180ZM179 231V234L181 235L182 233ZM203 231H205L204 233H203ZM210 231V230H209ZM224 231V230H223ZM230 231V230H229ZM11 232V231H10ZM12 232H13V230H12ZM17 232V231H16ZM16 232H14L15 233V238H16V235H18ZM29 232V231H28ZM37 232V231H36ZM114 232V233H113ZM158 232V231H157ZM160 232V231H159ZM173 232V233H174ZM215 232V231H214ZM217 230H216V234H217ZM225 232V231H224ZM241 232V231H240ZM262 232V231H261ZM264 232V231H263ZM14 233H13V235H14ZM39 232H37V234H38ZM44 233V232H43ZM47 232H45L44 234H46ZM50 235H53V233H50V232H48ZM68 233V232H67ZM203 233V234H202ZM230 233H234V232H230ZM242 233V232H241ZM0 234H1V232H0ZM9 234H12V233H9ZM26 234H27V232H26ZM25 234V235H26ZM164 234H166V233H164ZM170 234V233H169ZM179 234H178V236H179ZM208 234H210V232H208ZM208 234H206L207 236H208ZM212 235H213V231H212V233H211ZM215 234V235H216ZM235 234V233H234ZM264 234V233H263ZM262 234V235H263ZM2 235V234H1ZM3 235H5V234H3ZM24 235V234H23ZM32 234H30V238L27 236H24L23 237V239H19L18 237V239H17V243L18 244H20L21 246H22V248H19V252H21V253H25L24 255H25V257H24V260L23 261H26V263H32V261H33V259H35L36 258V255H37V251L35 250V249H33V248H35V246H34V244L32 243V245L34 246H32V245H30L31 243H30V241H29V239L32 241V236H31ZM39 235V234H38ZM38 235L36 236L37 238H38ZM47 236H49L48 234H46ZM68 235H70V232H69V234ZM72 235V234H71ZM167 235V234H166ZM225 235V234H224ZM227 235V234H226ZM236 235L237 234H235V237H236ZM7 238H9L10 237V235H8L7 234ZM19 236V235H18ZM46 236V237H47ZM178 236H176L177 238H178ZM202 237V239H201V237ZM204 236V235H203ZM228 236V235H227ZM238 236V235H237ZM242 236V235H241ZM244 236V235H243ZM4 237V236H3ZM181 237V236H180ZM229 237H230V234H229ZM234 237V236H233ZM11 238V237H10ZM9 238V239H10ZM49 238V237H48ZM195 238V239H194ZM198 238H200V240L198 239ZM204 238V239H203ZM14 239V238H13ZM167 239H169L168 241H171V243L172 244H176L177 242H175L174 241V237H172V235H171V238L170 237H168ZM167 239H165L166 241H167ZM190 239V240H191ZM243 239H244V237H243ZM20 240V241H19ZM47 239H45V241H46ZM141 240H147V237L145 238V239H141ZM165 240H163V241H165ZM178 240V239H177ZM176 240V241H177ZM181 240V241H182ZM192 240H191V242H192ZM224 240H226V239H224ZM234 240V239H233ZM252 240V239H251ZM183 241H185V240H183ZM188 241H189V239H188ZM229 241V240H228ZM234 241H236V243H238L239 244V242H240V239H238V242H237V237H236V240H234ZM241 241H242V239H241ZM244 241V240H243ZM252 241H254V240H252ZM12 242H13V240H12ZM37 242V241H36ZM50 242L53 244V241H51L50 240ZM146 242H148L149 243V241H146ZM179 242V241H178ZM190 242V241H189ZM189 242H186V244L185 243H183V245H185L184 247H191L190 245H191V243L189 244ZM206 242H208V243H206ZM231 242H232V240H231ZM230 242V243H231ZM55 243V242H54ZM180 243V242H179ZM206 243V246L204 245ZM241 243V242H240ZM13 244H15L14 242H13ZM45 244H46V242H45ZM168 244H170V243H168ZM167 244V246H169ZM208 244V245H207ZM210 244V245H209ZM227 244H229V242L227 243ZM234 244H235V242H234ZM242 244V243H241ZM248 244H252V243H248ZM165 245H166V243H165ZM214 245H216V246H214ZM232 245V244H231ZM246 245V244H245ZM138 246V245H137ZM171 246V245H170ZM242 246V245H241ZM247 246V245H246ZM245 246V247H246ZM249 246V245H248ZM247 246V247H248ZM66 247V248H65ZM80 247H84V249L83 248H80ZM232 247H234V245L232 246ZM236 247H238L237 249H240V247L239 246H235V249H236ZM244 247V248H245ZM249 247H251V245L249 246ZM72 248H76V252L75 251H69V250H71ZM80 248V249H79ZM225 248H228V247H225ZM264 248V247H263ZM18 249V248H17ZM20 249H21V251H20ZM191 249V248H190ZM247 249V248H246ZM245 249V250H246ZM114 250V249H113ZM116 250V249H115ZM194 250V249H193ZM203 250H204V248H203ZM241 250V249H240ZM13 251H16V249L15 250H13ZM118 251V250H117ZM239 251V250H238ZM260 252H261V249L259 250ZM262 251H263V253H262V256L260 255L261 253L259 252L258 254L260 255L259 257H261V258H259L260 260L258 261H254L253 262V260H252V262L253 263H249V264H264V249H262ZM39 252V251H38ZM16 253V252H15ZM20 253V254H21ZM195 253H196V251H195ZM198 253V252H197ZM198 255V254H197ZM23 256V255H22ZM78 256H81V257H78ZM235 256V255H234ZM258 256V255H257ZM44 257V258H45ZM199 257V256H198ZM20 259H23V257L21 258V257H19ZM201 258V257H200ZM199 258V259H200ZM236 258V257H235ZM252 258V257H251ZM37 259V258H36ZM49 259V260H48ZM246 259V258H245ZM256 259V258H255ZM254 259V260H255ZM38 260V259H37ZM235 260V259H234ZM236 260H238V259H236ZM22 260H21V262H23ZM30 261V262H29ZM199 261V260H198ZM245 261H247V259L246 260H242V262H245ZM250 261V260H249ZM35 262H37V261H35ZM25 263V264H26ZM207 263V262H206ZM205 263V264H206ZM230 263V262H229ZM240 263V262H239ZM44 264V263H43ZM242 264H244V263H242ZM247 264V263H246Z\"/></svg>", "mask_w": 264, "mask_h": 264}]
</instances>
